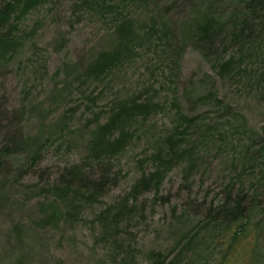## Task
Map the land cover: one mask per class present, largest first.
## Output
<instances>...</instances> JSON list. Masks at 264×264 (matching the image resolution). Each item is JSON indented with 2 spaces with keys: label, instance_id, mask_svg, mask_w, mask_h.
<instances>
[{
  "label": "rangeland",
  "instance_id": "rangeland-1",
  "mask_svg": "<svg viewBox=\"0 0 264 264\" xmlns=\"http://www.w3.org/2000/svg\"><path fill=\"white\" fill-rule=\"evenodd\" d=\"M11 1L0 0V10ZM247 2L52 0L12 16L18 45L0 65V156L32 139L43 161L20 172L29 153L9 154L0 167V264H220L223 221L240 216L220 208L239 202L251 218L241 249L264 264V18ZM121 27L130 34L121 64L89 76L119 45ZM143 103L149 110L126 124L122 152H92L99 128L122 106ZM73 166L95 183L105 172L113 179L99 198L69 195L73 217L42 227V207ZM157 171L165 172L158 190L133 192Z\"/></svg>",
  "mask_w": 264,
  "mask_h": 264
},
{
  "label": "trees",
  "instance_id": "trees-1",
  "mask_svg": "<svg viewBox=\"0 0 264 264\" xmlns=\"http://www.w3.org/2000/svg\"><path fill=\"white\" fill-rule=\"evenodd\" d=\"M49 1L52 0H12L6 7L0 10V65H7L8 61L16 52V46L18 45V38L15 36L14 29L8 30V24H10L12 16L19 13L22 17L31 10L35 9L37 6ZM246 7L249 9L251 14L256 13V20H260L261 17L264 18V0H248ZM257 8H259L258 12ZM20 16L13 17H15V19H19ZM211 28V22H207L205 27L199 30V37L201 39H207L210 36ZM124 29H126V31ZM119 35L121 36L119 45L111 52L102 53L100 55L96 63L91 65L87 71L89 76H102L108 71L117 69L121 64L123 54H126L128 51L126 43L123 44V41L129 38L130 35L127 31V27H121ZM211 96L212 95H206L204 97L199 96L197 98V102L201 104V100H208ZM149 106V103L133 105L131 108L122 106L118 113H115L110 118L108 124H105L99 128L98 131H96L95 138L91 143L92 152L95 154H112L122 152L125 149L130 136L129 131L126 130V124L132 122L134 118L133 115L136 111L142 110L145 113L148 112ZM182 120H186V122H183L186 127L194 122V120L188 117H182ZM117 125L122 127L121 133L115 140L110 141L108 139V135L112 133L114 127ZM177 133L178 129H176L175 133H172V136L167 139L169 149V152L167 153L169 157L168 159H170L172 154H174L173 152L179 142ZM19 142L20 143L16 142L13 144L14 148L12 150L9 148L5 149L7 154H4L2 158L0 156V167L4 164L9 154L13 155L22 153H29V156H27V161H25L26 164L20 169V172L26 169L32 170L35 166H40L43 161L42 153L39 150L34 149V147H36L35 142L32 139H24ZM254 156L255 153L247 156V158L249 161H252ZM158 158L163 165L166 166L168 164V160H165L162 157ZM164 173L165 172L157 171L149 175L144 174L134 185L133 192L139 195L141 193L151 192L152 190H158L161 186ZM102 176L103 178L98 180V183H95V180H93L90 177V174L85 172L81 166H73L67 169L60 183L53 186L54 191L57 194L55 199L47 202V206L44 205L42 207L44 215L43 218L40 219V223L38 221L39 225L42 227H52L56 229L59 227L58 225L63 222V214L67 215L68 218H72L74 212L70 210V203H68V200L66 199L71 194L77 196L78 199L82 198V196L86 194H90V198L95 199L104 196L103 194L105 192L104 188L106 183L110 182L113 177L109 179V176H112L110 175V172H105ZM59 204L62 206H59ZM237 204L238 205L235 210L227 208V204L220 208L221 212H226L229 215H234V212L240 213L239 218L237 217L230 222L223 221L224 225L227 226L228 231H225L226 233L222 235L221 240H229V246L227 245L224 250L223 254H225L220 264H258L255 249L251 250V254L244 252V248L241 249L242 245H240V242L241 240L246 239L249 234V231L247 230L250 227L251 218L250 215L247 217V215L243 214L245 209L241 207V202ZM64 205L68 207V211L65 213H63Z\"/></svg>",
  "mask_w": 264,
  "mask_h": 264
}]
</instances>
